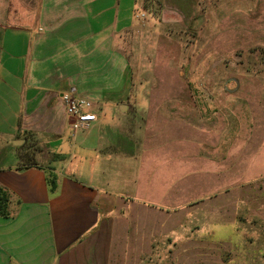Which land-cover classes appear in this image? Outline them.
<instances>
[{
	"label": "crops",
	"instance_id": "0c3cea01",
	"mask_svg": "<svg viewBox=\"0 0 264 264\" xmlns=\"http://www.w3.org/2000/svg\"><path fill=\"white\" fill-rule=\"evenodd\" d=\"M143 1L37 0L19 23L0 19V185L13 213L0 216V264H142L178 237L157 220L174 184L148 192L132 173L149 123L166 118L133 84ZM159 1L162 18H179L200 0ZM64 92L92 102L88 128L73 130Z\"/></svg>",
	"mask_w": 264,
	"mask_h": 264
},
{
	"label": "rangeland",
	"instance_id": "374dc122",
	"mask_svg": "<svg viewBox=\"0 0 264 264\" xmlns=\"http://www.w3.org/2000/svg\"><path fill=\"white\" fill-rule=\"evenodd\" d=\"M36 2L0 0V19L19 23L15 12ZM182 6L179 18H162L156 3L139 9L148 25L134 43L133 84L166 118L149 123L132 173L147 176L148 192L174 184L157 220L179 234L141 263L264 264V0Z\"/></svg>",
	"mask_w": 264,
	"mask_h": 264
},
{
	"label": "built area",
	"instance_id": "2783aa9c",
	"mask_svg": "<svg viewBox=\"0 0 264 264\" xmlns=\"http://www.w3.org/2000/svg\"><path fill=\"white\" fill-rule=\"evenodd\" d=\"M61 100L73 130L86 129L97 119L96 114L91 111L92 102L88 98L64 92Z\"/></svg>",
	"mask_w": 264,
	"mask_h": 264
},
{
	"label": "trees",
	"instance_id": "16d2710c",
	"mask_svg": "<svg viewBox=\"0 0 264 264\" xmlns=\"http://www.w3.org/2000/svg\"><path fill=\"white\" fill-rule=\"evenodd\" d=\"M151 0H145L143 1V8H148L150 4H158L160 7L162 6L161 2L159 0H155V2H150ZM153 1V0H152ZM151 9V7H150ZM49 185L51 187V192H53L56 188L55 179L51 178L49 179ZM10 204H11V194L8 191L7 188L0 185V216L1 217H10L13 215V213L10 210Z\"/></svg>",
	"mask_w": 264,
	"mask_h": 264
},
{
	"label": "water",
	"instance_id": "95a60500",
	"mask_svg": "<svg viewBox=\"0 0 264 264\" xmlns=\"http://www.w3.org/2000/svg\"><path fill=\"white\" fill-rule=\"evenodd\" d=\"M20 143H21V141L14 142V144H20Z\"/></svg>",
	"mask_w": 264,
	"mask_h": 264
}]
</instances>
